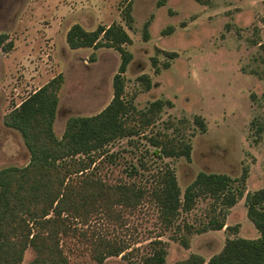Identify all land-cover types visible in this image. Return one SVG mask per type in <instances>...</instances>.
<instances>
[{
    "label": "rangeland",
    "instance_id": "374dc122",
    "mask_svg": "<svg viewBox=\"0 0 264 264\" xmlns=\"http://www.w3.org/2000/svg\"><path fill=\"white\" fill-rule=\"evenodd\" d=\"M158 1L0 0V35L6 36L2 45L10 44L8 52L0 46V169L24 167L30 159L20 134L4 125V116L50 80L63 77L53 125L57 138L62 136L68 118L96 115L110 103L112 79L120 64L118 53L107 48L71 50L65 38L75 24L86 31L120 25L131 39L125 49L132 56L123 75L122 100L137 110L154 100L169 101L171 106L163 108L143 136L108 145V154H116V160L104 163L99 175L110 183L129 182L125 169L142 161L149 167L146 175L156 173L158 168H171L183 191L200 172L228 175L237 180L234 188L239 186L243 172L247 174L243 197L236 202L230 218L231 208L227 210L226 226L193 235L189 249L170 239L175 234L173 229L163 231L159 227L150 203L128 216L123 229L108 226L107 230L131 244L133 252L127 258L133 261L158 235L167 243L164 264L184 261L192 253L208 260L220 252L228 238L259 237L247 219L245 196L264 189V63L260 61L264 0H208V5L194 0H166L162 6ZM127 3L131 29L122 17ZM145 30L146 42L142 39ZM165 53L176 56L168 58ZM143 76L149 80L148 89ZM195 116L203 120L205 132L193 124ZM169 120L174 122L176 133L163 128ZM180 120L185 124H179ZM163 133L190 143V162L152 156L148 138ZM139 179L144 183L141 177L134 181ZM214 208L216 212H212ZM220 213L223 208L215 207L213 199L199 198L174 225L198 227L213 214L220 217ZM32 257L28 249L23 263ZM74 260L96 264L86 256ZM103 264L128 261L111 257Z\"/></svg>",
    "mask_w": 264,
    "mask_h": 264
},
{
    "label": "trees",
    "instance_id": "16d2710c",
    "mask_svg": "<svg viewBox=\"0 0 264 264\" xmlns=\"http://www.w3.org/2000/svg\"><path fill=\"white\" fill-rule=\"evenodd\" d=\"M165 1L159 0L158 4L162 6ZM194 1L209 4L208 0ZM122 17L125 26L131 29L129 3ZM5 38L0 36V46L8 52L10 44L2 45ZM142 39L148 40L146 30ZM65 40L71 50L107 48L118 53L120 64L112 79L113 97L96 115L68 118L60 138L55 136L53 125L63 84L61 75L4 116V125L20 134L30 159L24 167L0 169V264H85V260H74L81 256L96 264H103L111 257L127 259L128 264H164L167 243L159 239L162 235L150 240L143 255L133 261L127 258L133 252L131 244L107 230L108 226L126 227L127 217L144 203L155 208L159 227L163 231L173 229L175 234L170 239L184 249H189L193 235L223 229L227 210L243 197L247 172H243L235 188L232 185L237 180L228 175L200 172L183 191L171 168H158L156 173L146 175L144 172L149 167L142 161L125 169L129 182L110 183L99 175L104 163L113 164L116 160V154H108L106 147L115 141L130 142L143 136V131L154 125L163 108L171 103L154 100L143 110H137L122 100L123 75L132 59L125 49L131 39L122 26L112 24L86 31L75 24L69 28ZM260 48V61L264 63V45ZM165 54L168 58L176 56ZM90 60L94 61V56ZM167 67L165 64L164 68ZM141 78H146L148 89L149 80L146 76ZM179 124L185 123L180 120ZM193 124L205 132L200 117L195 116ZM163 128L177 131L171 120L164 122ZM148 142L153 148L152 156L157 159L191 161V145L186 140L163 133L149 137ZM139 177L144 183L141 179L134 181ZM204 197L213 199L215 207L223 208L220 217L213 214L207 223L198 227L188 223L174 225L181 213H189L196 201ZM245 206L247 219L258 232V238H228L220 252L208 260L192 253L176 264H264V189L247 193ZM28 249L33 257L23 263Z\"/></svg>",
    "mask_w": 264,
    "mask_h": 264
},
{
    "label": "crops",
    "instance_id": "0c3cea01",
    "mask_svg": "<svg viewBox=\"0 0 264 264\" xmlns=\"http://www.w3.org/2000/svg\"><path fill=\"white\" fill-rule=\"evenodd\" d=\"M236 208V205H234L233 207H231V209H230V213H229V218L233 215V213H234V209ZM252 224V223H251ZM226 226V225H225ZM227 228V227H226ZM236 230V229H235ZM230 239H232V238H230Z\"/></svg>",
    "mask_w": 264,
    "mask_h": 264
},
{
    "label": "flooded vegetation",
    "instance_id": "af4514ba",
    "mask_svg": "<svg viewBox=\"0 0 264 264\" xmlns=\"http://www.w3.org/2000/svg\"><path fill=\"white\" fill-rule=\"evenodd\" d=\"M1 36V35H0Z\"/></svg>",
    "mask_w": 264,
    "mask_h": 264
}]
</instances>
